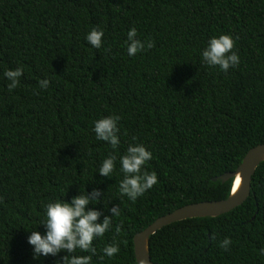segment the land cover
<instances>
[{"label": "trees", "instance_id": "16d2710c", "mask_svg": "<svg viewBox=\"0 0 264 264\" xmlns=\"http://www.w3.org/2000/svg\"><path fill=\"white\" fill-rule=\"evenodd\" d=\"M93 27L104 33L100 49L85 39ZM133 27L145 50L129 56ZM220 35L233 37L240 58L226 73L201 59ZM18 67L23 75L9 92L3 73ZM109 115L121 117L115 150L93 131ZM129 144L152 153L142 171L158 178L134 203L119 193V158ZM262 144L264 0H0V264H57L67 256L33 259L28 237L45 234L44 205L94 188L105 196L89 208L110 215L120 205L121 215L93 241L92 264H137L136 234L187 205L226 200L233 180L214 179L234 173ZM110 154L115 170L102 177ZM121 220L120 251L109 258L102 249ZM225 238L227 251L219 247ZM261 249L264 162L243 205L171 224L150 239L154 264H264Z\"/></svg>", "mask_w": 264, "mask_h": 264}, {"label": "clouds", "instance_id": "9594fccd", "mask_svg": "<svg viewBox=\"0 0 264 264\" xmlns=\"http://www.w3.org/2000/svg\"><path fill=\"white\" fill-rule=\"evenodd\" d=\"M137 30L131 28L127 33V53L129 56H135L137 53L145 50V42L137 38ZM104 33L96 27L86 35V41L96 49L102 46V38ZM238 39V37H237ZM154 42L149 39L146 42L147 49H152ZM235 40L230 35H220L218 38L213 37L208 41V45L201 52L202 63L208 67H219L223 72H227L230 68L236 67L240 63L239 55L234 51ZM4 77L10 81L7 85L9 92L16 89L20 83V77L23 75V67L15 70H5ZM39 87L47 89L49 81L47 79L39 80ZM121 119L118 115H109L94 122L93 131L95 137L99 141L107 142L111 148L115 150L120 141L118 133V121ZM136 138L133 137V140ZM152 159V153L142 145L129 144L124 155L120 156V172L123 179L119 181V193L126 196L133 203L145 192L153 188L157 184L158 178L155 171H142L144 165ZM116 155L110 154L103 160L98 169V173L102 177H112L115 170ZM240 184V179L236 180ZM105 195L98 189H93L91 193L84 195L79 194L73 197L71 202L57 200L44 205L45 217L41 221L40 226L45 229V234L34 230L28 237V243L33 247V259L39 257H47L49 255L55 257L61 252H67L68 255L57 261V264H92L93 256L97 250L93 246V241L101 238L113 226V217L121 215L120 205H114L108 211L110 215H104L103 212L89 208L93 202L97 204L100 198ZM0 197V202H2ZM103 216V221H100ZM123 228V220L115 226V234L113 243L106 245L102 251L105 256L111 258L119 251V245L116 243V237L121 234ZM215 240V235L212 236ZM232 241L225 238L219 243V247L227 251ZM77 250L80 252L90 253V255H73ZM264 254V249L260 250ZM100 256L99 259H103Z\"/></svg>", "mask_w": 264, "mask_h": 264}, {"label": "water", "instance_id": "95a60500", "mask_svg": "<svg viewBox=\"0 0 264 264\" xmlns=\"http://www.w3.org/2000/svg\"><path fill=\"white\" fill-rule=\"evenodd\" d=\"M263 162L264 144L251 149L234 173H226L214 179V182L221 180L223 183L233 180L231 194L226 200L187 205L159 218L147 229L136 234L133 242L137 264H154L150 257V239L163 228L189 219L216 218L243 205L250 196L253 176ZM238 177L241 179V184L234 192Z\"/></svg>", "mask_w": 264, "mask_h": 264}, {"label": "bare ground", "instance_id": "6f19581e", "mask_svg": "<svg viewBox=\"0 0 264 264\" xmlns=\"http://www.w3.org/2000/svg\"><path fill=\"white\" fill-rule=\"evenodd\" d=\"M237 179H240V178L238 177ZM240 181H241V179H240ZM240 184H241V183H240ZM240 184H237V183L235 184L234 192L237 191V189L240 187Z\"/></svg>", "mask_w": 264, "mask_h": 264}]
</instances>
